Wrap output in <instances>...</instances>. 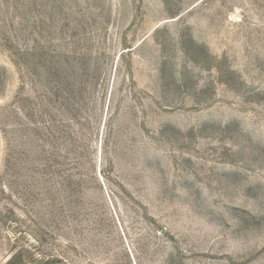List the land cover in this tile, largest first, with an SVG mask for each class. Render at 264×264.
Listing matches in <instances>:
<instances>
[{
  "label": "rangeland",
  "instance_id": "1",
  "mask_svg": "<svg viewBox=\"0 0 264 264\" xmlns=\"http://www.w3.org/2000/svg\"><path fill=\"white\" fill-rule=\"evenodd\" d=\"M0 264H264V0H0Z\"/></svg>",
  "mask_w": 264,
  "mask_h": 264
}]
</instances>
